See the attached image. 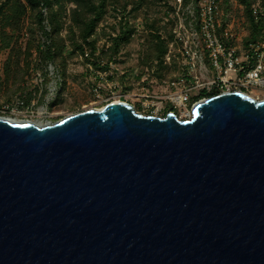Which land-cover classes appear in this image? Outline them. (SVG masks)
I'll list each match as a JSON object with an SVG mask.
<instances>
[{
	"label": "water",
	"instance_id": "water-1",
	"mask_svg": "<svg viewBox=\"0 0 264 264\" xmlns=\"http://www.w3.org/2000/svg\"><path fill=\"white\" fill-rule=\"evenodd\" d=\"M0 264H264V100L0 117Z\"/></svg>",
	"mask_w": 264,
	"mask_h": 264
},
{
	"label": "trees",
	"instance_id": "trees-1",
	"mask_svg": "<svg viewBox=\"0 0 264 264\" xmlns=\"http://www.w3.org/2000/svg\"><path fill=\"white\" fill-rule=\"evenodd\" d=\"M168 2L169 0H0V51L5 52L0 90L3 89L8 97L21 94L23 88L20 84L28 76L30 69H43L47 63H52L58 75L62 76L66 60L76 55L84 56L85 61L97 70H107L108 63L119 53L121 47L130 42L137 30V26L128 23V18L132 17L135 21L140 15L146 42L140 63L153 69L154 75L161 78L166 69L163 64L164 56L169 44L174 41V21L167 20L164 23L162 16L151 17L150 14L154 7L160 5L172 10L168 7ZM238 2L242 6V17L248 30L244 39L246 44L264 31V16L255 20L252 14L254 6L264 8V0ZM222 6L227 8V0L221 2V8ZM109 11L114 18L120 15L117 26H111L116 34L111 36L102 31L100 35L107 37L108 46H102L97 53L96 29ZM163 15L168 14L164 12ZM44 21L47 22L48 31L44 29ZM67 50L70 51L65 55ZM86 50L89 51L87 56L90 55L95 61L87 59ZM32 56L33 61L30 59ZM103 59L106 62L100 66L96 60ZM172 67H175L174 61Z\"/></svg>",
	"mask_w": 264,
	"mask_h": 264
},
{
	"label": "rangeland",
	"instance_id": "rangeland-1",
	"mask_svg": "<svg viewBox=\"0 0 264 264\" xmlns=\"http://www.w3.org/2000/svg\"><path fill=\"white\" fill-rule=\"evenodd\" d=\"M220 1L223 2V0ZM168 7L172 10L161 5L154 7L150 14L151 17L162 16L164 23L167 20H173L172 32L175 31L180 37L185 38L187 32L184 27H187V23H185L182 9L178 11V17L174 16L172 19L173 10H177L176 1L169 0ZM226 9L224 6L221 8L219 34L223 35L226 30L233 33L237 38L236 47L241 49L245 44L244 39L248 35L247 25L242 17V6L238 0H227ZM164 12L170 13L163 15ZM141 17V15L138 16L135 21L132 17L128 18V23L137 26V30L133 33L130 42L121 47L119 53L108 63L107 70H97L91 63L85 61L84 56L76 55L66 60L64 75H58L59 81L57 79V83L54 85L53 82L56 78L45 73L46 66L43 69H30L28 76L20 84L23 88L21 94L16 93L8 97L3 89L0 90V117H9L15 120L26 119L42 124L52 123L78 111L91 108L100 109L108 103L121 101L131 104L136 112L143 115L163 117L173 111L179 120L189 119L193 104L206 99L207 93L212 90L209 82L213 72L211 73L207 67V73H203L201 76L197 75V82H191L192 93L186 106L172 109L166 98L169 89L161 81L170 82L171 78L179 74V70L176 67L171 70L165 69L162 72V77L157 78L153 69L141 65V55L146 46L145 32L141 29ZM119 18L120 15L114 18L112 12L109 11L98 25L95 36L97 38L95 44L98 49L97 53L102 46L105 48L108 46L107 37H102L101 32L114 36L116 31H112L111 26H115ZM172 44L171 52H179L181 41L178 39ZM69 51L67 50L64 54L67 55ZM87 54H89L88 50H86L85 56ZM30 59L33 61L34 56ZM87 59L90 62L95 61L90 55L87 56ZM4 60L5 52L0 51V81L3 79L2 64ZM96 62L103 66L106 59L96 60ZM58 70L61 69L58 68ZM61 83H63L62 86ZM202 92L204 95L200 96ZM249 95L255 100H264V93L261 91L254 90ZM16 99L25 105L27 103L28 108L8 113L4 107Z\"/></svg>",
	"mask_w": 264,
	"mask_h": 264
},
{
	"label": "built area",
	"instance_id": "built-area-1",
	"mask_svg": "<svg viewBox=\"0 0 264 264\" xmlns=\"http://www.w3.org/2000/svg\"><path fill=\"white\" fill-rule=\"evenodd\" d=\"M176 3L177 10H173L172 19L174 16L178 17V11L182 9L185 23H187V27H184L187 35L185 38L180 37L174 31L173 42L179 39L181 49L179 52L172 53L171 42L164 56L163 64L166 70L173 68V61L179 70V74L171 78L170 82L161 81L169 89L166 98L170 107L175 109L186 106L192 93L191 82H197V75L207 73V67L211 73L213 72L209 85L211 89H216L219 93L241 92L248 96L254 90L264 93V31L255 40L244 44L239 49L236 47L237 38L233 33L227 30L223 35L218 33L222 16L220 0H176ZM43 13L46 14L45 9ZM252 14L257 20L260 16H264V8L254 6ZM43 25L48 31L46 21ZM46 72L50 77L52 75L56 78L53 82L56 85L59 76L52 63L46 64ZM18 101V99L13 100L4 107L5 110L8 113H15L22 108H28L27 103L25 105ZM7 119L14 120L9 117Z\"/></svg>",
	"mask_w": 264,
	"mask_h": 264
},
{
	"label": "flooded vegetation",
	"instance_id": "flooded-vegetation-1",
	"mask_svg": "<svg viewBox=\"0 0 264 264\" xmlns=\"http://www.w3.org/2000/svg\"><path fill=\"white\" fill-rule=\"evenodd\" d=\"M207 94H208V95H207V98H208V97H211V96H214V95L219 94V92H217L216 89H212V90H210V92H208ZM200 95H204V92L200 93ZM82 111H83V110H82ZM78 112H80V111H78ZM165 115H166V114H165ZM165 115H163V117H164ZM158 117H160V116H158ZM46 123H48V122H46Z\"/></svg>",
	"mask_w": 264,
	"mask_h": 264
},
{
	"label": "bare ground",
	"instance_id": "bare-ground-1",
	"mask_svg": "<svg viewBox=\"0 0 264 264\" xmlns=\"http://www.w3.org/2000/svg\"><path fill=\"white\" fill-rule=\"evenodd\" d=\"M114 102H121V101H114ZM10 120H12V119H10ZM12 121L17 122L18 120H15V119H14V120H12ZM33 123H35V124H42V123H40V122H38V123H37V122H33Z\"/></svg>",
	"mask_w": 264,
	"mask_h": 264
}]
</instances>
